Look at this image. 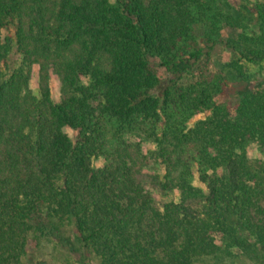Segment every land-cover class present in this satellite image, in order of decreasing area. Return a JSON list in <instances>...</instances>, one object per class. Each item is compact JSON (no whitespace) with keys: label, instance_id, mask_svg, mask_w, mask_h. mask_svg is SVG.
<instances>
[{"label":"trees","instance_id":"obj_1","mask_svg":"<svg viewBox=\"0 0 264 264\" xmlns=\"http://www.w3.org/2000/svg\"><path fill=\"white\" fill-rule=\"evenodd\" d=\"M201 2L0 0V264L27 254L29 234L59 232L65 222L97 264H191L192 255H210L220 245L264 247V178L250 175L243 154L249 143L264 150V78L251 80L247 66L264 62V0L250 8L263 47L233 42L237 58L227 65L245 88L230 104L221 101L223 79H188L207 66L218 35L210 29H220L214 13L202 35L207 50L191 37L194 7L205 12ZM3 29L9 33L2 36ZM11 52L20 66L9 65ZM33 55L41 73L59 76L58 102L45 78L38 94L26 89L22 65L28 71ZM201 111L209 114L192 135L201 148L188 156L199 166L201 187L182 177L189 167L176 179L174 170L153 175L160 193L178 192L162 211L153 210V196L124 149L93 165L103 151L105 117L126 128L171 112L172 127L177 114ZM171 152L161 155L171 162ZM172 153L176 165L188 160Z\"/></svg>","mask_w":264,"mask_h":264},{"label":"rangeland","instance_id":"obj_2","mask_svg":"<svg viewBox=\"0 0 264 264\" xmlns=\"http://www.w3.org/2000/svg\"><path fill=\"white\" fill-rule=\"evenodd\" d=\"M201 7L205 8L204 15L196 13L195 7L192 11L193 20H196L197 25L191 33V37L195 39L196 43L204 50H207V44L202 41V35L209 30L210 17L212 14H217L220 26L218 29L211 28L213 33H217L216 43L214 49L210 53L207 66H203L200 71L194 73L195 76H188L190 81L200 80L203 74L221 78L224 81L222 88L225 91V98L222 102L227 101L230 104L231 99L236 98V94L245 88L244 82L239 80L236 70L230 68L227 64L234 58H237L234 53L233 42L238 44L240 48H262L263 42L260 41L258 36V23L256 16L250 11L251 4L255 0H201ZM245 6V7H244ZM202 21H201V20ZM203 22V23H202ZM9 32L12 33L13 29L10 28ZM6 30H2V36L6 35ZM192 40L191 42H193ZM195 46L190 43L189 46ZM197 46V45H196ZM232 46V47H231ZM193 48L188 47L191 51ZM9 58V65L11 67L20 66L21 60L19 55L11 52ZM35 56L30 57V66L26 71L28 64H24V73L28 74L27 88L31 93L38 94L42 79L45 78L46 85L49 88L51 98L58 102L61 95V80L59 76L49 70L48 75L44 72L41 73L39 61H36ZM251 75V80L254 77L264 78V62L247 65ZM7 71V70H6ZM221 86V84L219 83ZM207 111L201 112H184L173 116L176 119V124L172 127L167 124L169 121L166 116H172L171 112L161 113L159 119H149L152 122L161 123L162 127H157L149 121H138L136 124L126 127H115L114 121L108 118L102 119V128L104 130V145L103 151L96 157H93V165L101 167L107 163L117 149H124L132 160V167L135 176L140 181L145 190L149 191L153 196V210L160 212L164 209V205L170 200L177 199V189L174 192L167 194L166 192L160 193L158 188L152 187V176L158 175L163 178L165 171L170 170L174 179L178 178L180 172L186 167L189 170L182 175L191 182L194 187H201L197 179L198 168L197 162L192 159L197 155V150L201 147L196 143V137L192 136L193 131L198 127L199 122L204 119ZM168 125L167 129L164 126ZM118 128L119 130H117ZM185 134H190L188 140L179 142L175 136L183 138ZM178 144H177V143ZM180 144V145H179ZM179 145V146H178ZM167 148L170 152L175 150L185 154L184 159L186 162H181L176 165L174 158L178 155L171 152V162L161 155L162 149ZM246 170L250 175L257 174L264 178V150L257 143H249L244 149ZM171 164V165H168ZM151 182V184H150ZM142 187V188H143ZM261 188L263 184L260 185ZM152 214V213H151ZM149 223H158V220H150ZM156 226V225H155ZM154 228V227H153ZM153 228L150 230L152 231ZM28 252L23 255L19 262L9 264H37L44 262L45 264H97L94 260V254L88 252L86 248L79 245L73 236V227L70 222H65L61 225L59 232L48 227L41 232L35 231L29 234ZM218 244L219 241H217ZM250 243L246 248H224L222 245L210 255H192L191 264H264V247L259 244ZM97 257V256H96Z\"/></svg>","mask_w":264,"mask_h":264}]
</instances>
